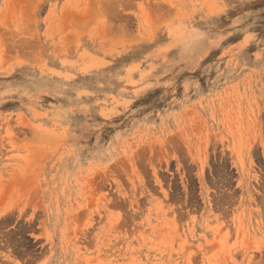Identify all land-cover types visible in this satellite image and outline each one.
<instances>
[{"label":"rangeland","instance_id":"obj_1","mask_svg":"<svg viewBox=\"0 0 264 264\" xmlns=\"http://www.w3.org/2000/svg\"><path fill=\"white\" fill-rule=\"evenodd\" d=\"M0 264H264V0H0Z\"/></svg>","mask_w":264,"mask_h":264}]
</instances>
